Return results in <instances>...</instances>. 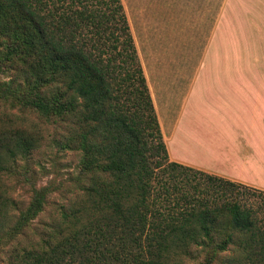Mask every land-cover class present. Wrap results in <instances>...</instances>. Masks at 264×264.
Returning a JSON list of instances; mask_svg holds the SVG:
<instances>
[{"label": "trees", "instance_id": "1", "mask_svg": "<svg viewBox=\"0 0 264 264\" xmlns=\"http://www.w3.org/2000/svg\"><path fill=\"white\" fill-rule=\"evenodd\" d=\"M0 48L1 99L55 118L80 157L73 200L34 228L48 188L23 206L4 180L40 139L0 127V264H264L251 189L170 159L122 0H0Z\"/></svg>", "mask_w": 264, "mask_h": 264}, {"label": "rangeland", "instance_id": "2", "mask_svg": "<svg viewBox=\"0 0 264 264\" xmlns=\"http://www.w3.org/2000/svg\"><path fill=\"white\" fill-rule=\"evenodd\" d=\"M225 1L122 0L167 149L169 131L175 122L177 126L193 128L205 140L219 136L223 127H232L235 122L237 108L232 103L231 87H221L222 83L230 85L227 77L232 72L230 48L216 38L215 49L204 61ZM4 53L5 49L0 48V83L10 84L17 76L16 67L6 62ZM3 84H0V127L21 125L40 139L31 161L19 160L4 183L23 206L38 190L48 188L42 211L30 221L34 228H43L58 216L61 205L68 206L73 200L78 188L80 157L75 150L61 146L63 132L55 118L41 117L12 99H1ZM175 147L173 155L184 152L179 142ZM246 185L251 189L247 201L264 204V195L256 194L264 189Z\"/></svg>", "mask_w": 264, "mask_h": 264}, {"label": "crops", "instance_id": "3", "mask_svg": "<svg viewBox=\"0 0 264 264\" xmlns=\"http://www.w3.org/2000/svg\"><path fill=\"white\" fill-rule=\"evenodd\" d=\"M216 38L232 54V72L227 75L230 85L222 83L221 87H231L232 103L237 108L235 122L232 127H223L220 135L211 140L200 138L193 128L177 126L175 122L169 131V156L171 160L264 189V0L225 1L204 61L215 49ZM178 142L184 152L173 155Z\"/></svg>", "mask_w": 264, "mask_h": 264}]
</instances>
